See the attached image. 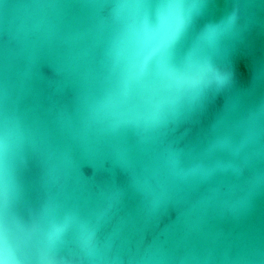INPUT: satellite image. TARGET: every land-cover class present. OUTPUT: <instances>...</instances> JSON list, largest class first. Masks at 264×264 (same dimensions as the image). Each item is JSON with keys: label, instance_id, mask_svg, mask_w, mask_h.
Returning a JSON list of instances; mask_svg holds the SVG:
<instances>
[{"label": "water", "instance_id": "obj_1", "mask_svg": "<svg viewBox=\"0 0 264 264\" xmlns=\"http://www.w3.org/2000/svg\"><path fill=\"white\" fill-rule=\"evenodd\" d=\"M0 264H264V0H0Z\"/></svg>", "mask_w": 264, "mask_h": 264}]
</instances>
